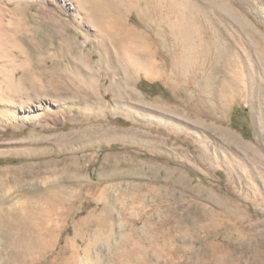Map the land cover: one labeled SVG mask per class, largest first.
Masks as SVG:
<instances>
[{
  "label": "rangeland",
  "instance_id": "obj_1",
  "mask_svg": "<svg viewBox=\"0 0 264 264\" xmlns=\"http://www.w3.org/2000/svg\"><path fill=\"white\" fill-rule=\"evenodd\" d=\"M215 2L264 36V0ZM61 16L87 57L85 65L64 58L68 90L59 96L45 84L48 93L34 95L9 86L11 71L0 69V264H106L91 260L106 246L85 253L83 239L105 245L121 233L125 253H134L124 264H264V100L241 93L220 113L215 82L206 92L201 81L206 93L187 101L185 86L141 73L135 97L119 94L99 65L92 28ZM226 20L222 28L240 36ZM161 104L174 112L157 114ZM41 234L46 254L17 255ZM164 245L171 251L157 260Z\"/></svg>",
  "mask_w": 264,
  "mask_h": 264
},
{
  "label": "bare ground",
  "instance_id": "obj_2",
  "mask_svg": "<svg viewBox=\"0 0 264 264\" xmlns=\"http://www.w3.org/2000/svg\"><path fill=\"white\" fill-rule=\"evenodd\" d=\"M31 5L38 7L36 14L30 13L33 17L30 25L27 14ZM62 12L72 22L92 28L99 65L111 76V88L117 86L119 94L129 90L135 97L132 84L135 75L141 73L147 79L185 86L190 90L187 101L204 91L202 82L205 89L208 87L206 92L214 89L215 82L216 89L212 92L219 96L216 109L220 113L226 103L241 93L251 100L257 92L254 95L264 100V36L259 27L246 22L234 7L225 12L227 16L223 15L215 0H0V69L11 71L3 78L9 86L21 89L28 85L34 95L47 94L45 84L52 85L53 94L59 96L62 89L68 90L64 80L70 77L67 66L71 60L66 63L64 58L75 56L85 65L87 57L77 37L70 33L69 21L61 16ZM133 16L135 22L131 21ZM226 19L234 22L233 27L236 24L240 36L222 28ZM212 57L219 60L214 62ZM83 68L77 66L81 72ZM15 71L20 74L17 76ZM156 108L160 110L157 114L174 112L164 104ZM214 129L221 136L229 134ZM179 220L177 223L181 224ZM41 236L30 238L31 249L17 255L46 254L44 249L49 246L41 242ZM172 238L169 234L168 239ZM24 240L21 237L20 243ZM169 251V245L157 247L156 259ZM128 256L132 258L130 252ZM140 263L147 264L144 257Z\"/></svg>",
  "mask_w": 264,
  "mask_h": 264
},
{
  "label": "crops",
  "instance_id": "obj_3",
  "mask_svg": "<svg viewBox=\"0 0 264 264\" xmlns=\"http://www.w3.org/2000/svg\"><path fill=\"white\" fill-rule=\"evenodd\" d=\"M32 214L33 213H28L27 215H32ZM94 230H96V228ZM98 231L99 233L101 232V230ZM88 232L91 236L95 234V232H93V229L91 227L87 232L84 230V233H88ZM84 236L86 235L84 234ZM119 237H121L120 239L121 242L120 241L118 242V239H115V242H113L111 238H108L106 239L105 245H103L102 238L94 239L92 237L89 238L84 237L82 246L85 247V253L87 252L91 253L92 248L94 246H98V244L100 246H106L105 249L100 250L99 253L96 252L95 256L91 257V260L94 262H99V263L105 262L106 264H124L125 260H127L129 257L128 256L129 252L125 253L124 243H123L124 235L121 233ZM75 241L73 243L71 242V245H73L74 247L76 246ZM131 254L132 252H130V256L132 257L133 254L132 255ZM95 260H99V261H95Z\"/></svg>",
  "mask_w": 264,
  "mask_h": 264
}]
</instances>
